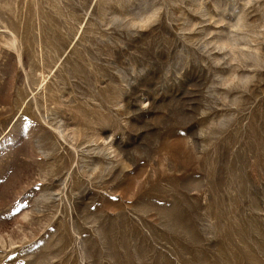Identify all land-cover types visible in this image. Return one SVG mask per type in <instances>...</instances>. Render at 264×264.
Listing matches in <instances>:
<instances>
[{
    "label": "rangeland",
    "instance_id": "374dc122",
    "mask_svg": "<svg viewBox=\"0 0 264 264\" xmlns=\"http://www.w3.org/2000/svg\"><path fill=\"white\" fill-rule=\"evenodd\" d=\"M0 264H264V0H0Z\"/></svg>",
    "mask_w": 264,
    "mask_h": 264
}]
</instances>
